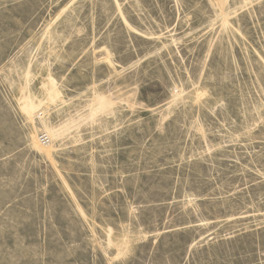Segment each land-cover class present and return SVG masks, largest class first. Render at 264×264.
<instances>
[{
	"label": "rangeland",
	"instance_id": "374dc122",
	"mask_svg": "<svg viewBox=\"0 0 264 264\" xmlns=\"http://www.w3.org/2000/svg\"><path fill=\"white\" fill-rule=\"evenodd\" d=\"M216 1L0 0V264H264V0Z\"/></svg>",
	"mask_w": 264,
	"mask_h": 264
},
{
	"label": "bare ground",
	"instance_id": "6f19581e",
	"mask_svg": "<svg viewBox=\"0 0 264 264\" xmlns=\"http://www.w3.org/2000/svg\"><path fill=\"white\" fill-rule=\"evenodd\" d=\"M209 1V0H208ZM249 2H250V0H249ZM214 3V2H213ZM213 3H210L211 5L213 4ZM216 3H218V7L217 6H215V7H217L219 10H220V14L222 13V11H223V7H225L224 6V0L222 1V0H218V2L216 1ZM216 5V4H215ZM212 7H213V5H212ZM214 8V7H213ZM221 16H223V18H224V13L221 15ZM222 18V19H223ZM225 19H226V17H225ZM224 22V21H223ZM104 49V48H103ZM100 54V53H99ZM102 58V57H101ZM105 59V58H104ZM115 63V62H114ZM113 66V65H112ZM121 67V66H120ZM121 70V69H120ZM42 131H44V133H42V134H45L47 137H48V139H49V142H48V144H46V145H42L41 143H40V141H39V138H38V136H37V132H38V130L37 131H35V132H33L32 133V135L30 136V144H31V147H32V149L33 150H35V151H37V152H39V153H41V154H43L47 159H49V160H52V149H54L53 148V145L51 144V141L52 140H54V135L52 134V133H50V131H48L45 127L44 128H42L41 129ZM47 134H46V133Z\"/></svg>",
	"mask_w": 264,
	"mask_h": 264
},
{
	"label": "built area",
	"instance_id": "2783aa9c",
	"mask_svg": "<svg viewBox=\"0 0 264 264\" xmlns=\"http://www.w3.org/2000/svg\"><path fill=\"white\" fill-rule=\"evenodd\" d=\"M38 138L42 145H46L49 142V139L45 134H40Z\"/></svg>",
	"mask_w": 264,
	"mask_h": 264
}]
</instances>
